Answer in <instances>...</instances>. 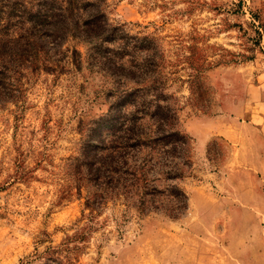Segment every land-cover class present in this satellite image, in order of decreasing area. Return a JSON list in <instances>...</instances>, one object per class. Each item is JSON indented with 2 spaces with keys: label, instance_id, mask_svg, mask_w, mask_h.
I'll list each match as a JSON object with an SVG mask.
<instances>
[{
  "label": "rangeland",
  "instance_id": "rangeland-1",
  "mask_svg": "<svg viewBox=\"0 0 264 264\" xmlns=\"http://www.w3.org/2000/svg\"><path fill=\"white\" fill-rule=\"evenodd\" d=\"M107 2L110 23L147 38L145 86L164 90L189 138L187 208L171 219L118 200L84 207L73 159L137 85L78 44L79 70L28 74L21 101L0 104V264L52 252L68 264H264V0Z\"/></svg>",
  "mask_w": 264,
  "mask_h": 264
},
{
  "label": "trees",
  "instance_id": "trees-1",
  "mask_svg": "<svg viewBox=\"0 0 264 264\" xmlns=\"http://www.w3.org/2000/svg\"><path fill=\"white\" fill-rule=\"evenodd\" d=\"M107 1L0 0V104L21 101L28 74L79 70L77 45H86L95 63L137 87L115 94L107 115L95 125L96 135L73 159L70 174L78 196L82 187L89 189L84 207L90 213L118 200L141 215L164 212L177 219L187 208L178 182L191 165L189 138L164 90L145 86L148 66L138 64L136 54L149 49L147 38L128 36L110 23ZM54 253L43 264H68Z\"/></svg>",
  "mask_w": 264,
  "mask_h": 264
}]
</instances>
